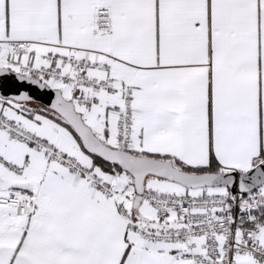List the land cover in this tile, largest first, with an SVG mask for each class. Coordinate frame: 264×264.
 I'll use <instances>...</instances> for the list:
<instances>
[{
    "label": "snow or ice",
    "instance_id": "obj_1",
    "mask_svg": "<svg viewBox=\"0 0 264 264\" xmlns=\"http://www.w3.org/2000/svg\"><path fill=\"white\" fill-rule=\"evenodd\" d=\"M0 264H264V0H0Z\"/></svg>",
    "mask_w": 264,
    "mask_h": 264
}]
</instances>
